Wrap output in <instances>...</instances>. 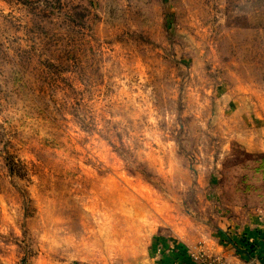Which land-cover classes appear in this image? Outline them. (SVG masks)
Wrapping results in <instances>:
<instances>
[{
  "label": "rangeland",
  "instance_id": "rangeland-1",
  "mask_svg": "<svg viewBox=\"0 0 264 264\" xmlns=\"http://www.w3.org/2000/svg\"><path fill=\"white\" fill-rule=\"evenodd\" d=\"M249 231L264 0H0V264H230Z\"/></svg>",
  "mask_w": 264,
  "mask_h": 264
},
{
  "label": "crops",
  "instance_id": "crops-1",
  "mask_svg": "<svg viewBox=\"0 0 264 264\" xmlns=\"http://www.w3.org/2000/svg\"><path fill=\"white\" fill-rule=\"evenodd\" d=\"M247 238L246 241L252 248L251 255L242 251L236 252L228 246L224 248L220 245L206 246L208 255L221 256L230 264H264V232L256 235L254 232L249 231ZM167 250L168 252L163 253L162 256L155 257L159 260L155 261L154 264H199L189 258V255L185 252L188 250L186 247H172L171 245Z\"/></svg>",
  "mask_w": 264,
  "mask_h": 264
},
{
  "label": "built area",
  "instance_id": "built-area-1",
  "mask_svg": "<svg viewBox=\"0 0 264 264\" xmlns=\"http://www.w3.org/2000/svg\"><path fill=\"white\" fill-rule=\"evenodd\" d=\"M191 257L193 260L203 261L202 259H204V254L201 251H198L197 253H192ZM210 264H223V262L220 260L219 257H217L212 259Z\"/></svg>",
  "mask_w": 264,
  "mask_h": 264
},
{
  "label": "trees",
  "instance_id": "trees-1",
  "mask_svg": "<svg viewBox=\"0 0 264 264\" xmlns=\"http://www.w3.org/2000/svg\"><path fill=\"white\" fill-rule=\"evenodd\" d=\"M246 253L248 254V255H251V253H252V248H251V246L248 244V243H246ZM238 252H241V251H238Z\"/></svg>",
  "mask_w": 264,
  "mask_h": 264
}]
</instances>
